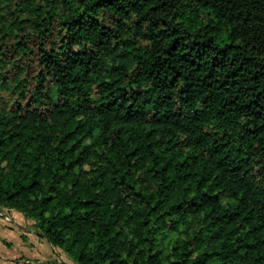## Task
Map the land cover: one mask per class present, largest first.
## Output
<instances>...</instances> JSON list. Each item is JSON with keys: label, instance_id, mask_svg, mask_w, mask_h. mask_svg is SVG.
<instances>
[{"label": "trees", "instance_id": "trees-1", "mask_svg": "<svg viewBox=\"0 0 264 264\" xmlns=\"http://www.w3.org/2000/svg\"><path fill=\"white\" fill-rule=\"evenodd\" d=\"M0 209L73 264H264V0H0Z\"/></svg>", "mask_w": 264, "mask_h": 264}, {"label": "rangeland", "instance_id": "rangeland-1", "mask_svg": "<svg viewBox=\"0 0 264 264\" xmlns=\"http://www.w3.org/2000/svg\"><path fill=\"white\" fill-rule=\"evenodd\" d=\"M170 237L171 234L164 238L159 247H166ZM0 264L73 263L59 249L51 248L43 238L38 237L30 220L16 211L0 209Z\"/></svg>", "mask_w": 264, "mask_h": 264}, {"label": "crops", "instance_id": "crops-1", "mask_svg": "<svg viewBox=\"0 0 264 264\" xmlns=\"http://www.w3.org/2000/svg\"><path fill=\"white\" fill-rule=\"evenodd\" d=\"M18 236V235H17ZM38 236V235H37ZM3 237V236H2ZM19 237V236H18ZM39 237V236H38ZM4 238H6L5 236H4ZM41 238V237H40ZM42 239V238H41ZM31 242H28V244H30ZM37 243V242H36ZM24 248V247H23ZM25 250H26V248H24ZM31 253V252H30Z\"/></svg>", "mask_w": 264, "mask_h": 264}]
</instances>
